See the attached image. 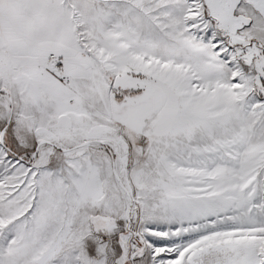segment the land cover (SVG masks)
<instances>
[{
  "label": "snow or ice",
  "instance_id": "6c2138e0",
  "mask_svg": "<svg viewBox=\"0 0 264 264\" xmlns=\"http://www.w3.org/2000/svg\"><path fill=\"white\" fill-rule=\"evenodd\" d=\"M0 264H264V0H0Z\"/></svg>",
  "mask_w": 264,
  "mask_h": 264
}]
</instances>
